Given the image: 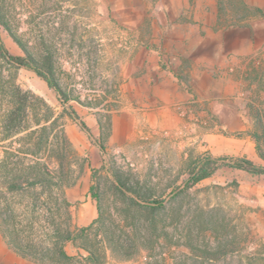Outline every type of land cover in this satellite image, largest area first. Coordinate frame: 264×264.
<instances>
[{
  "label": "rangeland",
  "instance_id": "rangeland-1",
  "mask_svg": "<svg viewBox=\"0 0 264 264\" xmlns=\"http://www.w3.org/2000/svg\"><path fill=\"white\" fill-rule=\"evenodd\" d=\"M159 1L0 0L17 39L2 28L7 49L25 56L22 45L36 60L50 59L57 81L71 99L62 103L34 71L0 57V138L2 122L14 105V90L19 88L29 95L21 136L35 132L32 149L37 154L31 157L45 162L62 187L39 189L31 195L40 198L43 225L52 229L67 222L65 207L56 202L63 191L71 204V229L78 233L83 227L75 223L74 214L85 194L96 196V224L75 243L65 245L70 256H88L84 249L88 246L108 264H146L151 259L166 264H264V176L223 165L213 177L186 188L189 165L199 157L245 158L264 166L263 55L250 78L244 76L234 105L247 109L253 97L254 113L262 118L260 126L250 113L247 129L231 128L238 121L213 106L218 96L212 95L210 117H197L193 105L192 128L187 132L144 130L130 137L113 132V116L125 106L115 62L122 54L119 45L125 42V28L135 27L129 20L137 16L121 4L141 6L152 20ZM245 14L238 0H219L222 23L235 24L236 17ZM69 108L105 145L106 155L69 116ZM256 130L260 145L251 136ZM38 138L45 142L41 150L36 146ZM247 138L252 147L245 143ZM10 142L0 139V158ZM114 171L122 174L128 186L151 201H162L164 207L136 203L117 183ZM110 239L121 245V254L115 256L108 248ZM125 254L131 256L125 258Z\"/></svg>",
  "mask_w": 264,
  "mask_h": 264
},
{
  "label": "crops",
  "instance_id": "crops-1",
  "mask_svg": "<svg viewBox=\"0 0 264 264\" xmlns=\"http://www.w3.org/2000/svg\"><path fill=\"white\" fill-rule=\"evenodd\" d=\"M244 1L264 11V0ZM159 4L152 20L141 6L121 4L137 16L129 20L135 27L125 28V42L119 45L122 54L115 62L125 106L113 116V132L128 137L144 130L187 132L192 128L193 105L197 117H210L212 95L218 96L213 106L238 121L231 128L247 129L253 97L247 109L234 105L244 76L250 78L258 57L264 56V17L226 25L219 16V0H160ZM245 143L253 146L250 138ZM97 218V202L85 194L74 214L75 223L87 227ZM0 264L35 263L11 249L0 233Z\"/></svg>",
  "mask_w": 264,
  "mask_h": 264
},
{
  "label": "trees",
  "instance_id": "trees-1",
  "mask_svg": "<svg viewBox=\"0 0 264 264\" xmlns=\"http://www.w3.org/2000/svg\"><path fill=\"white\" fill-rule=\"evenodd\" d=\"M238 1L247 14L237 16L236 22L240 23L246 19L264 17L263 10L251 9L243 0ZM2 28L6 29L17 40L11 32L3 8L0 6V57L11 64L34 71L58 95L59 100L67 104L71 99L57 81L51 60L47 59L44 62L36 60L22 45L21 48L25 52V56L11 54L1 39ZM28 99V93H23L19 88H16L14 90V105L2 122V137L0 139L1 141L11 140V142L4 147L2 158H0V233L9 247L17 254L38 264H108L105 258L102 259L88 246L84 247L88 252L86 257L78 258L67 253L65 245L69 242L75 243L81 235L85 236L86 232L91 230L96 222L88 227L79 229V232L75 233L70 226L71 215L69 207L71 204L65 192L62 191L56 202L65 207L67 222L52 229L43 225V210L38 203L40 198H32L31 195L39 189L51 190L54 187H60V190H62V187L60 183L54 181L51 177V172L45 162L40 159H32L31 157L33 154H37L32 149V140L35 132L21 136L24 132V123L29 104ZM250 110L251 114L255 116L257 126H260L262 118L257 113H254L252 105ZM68 114L88 138L98 145L101 154L103 156L106 155L105 145L97 141L91 128L80 118L78 113L73 108H69ZM251 136L260 145L261 136L258 130L253 132ZM17 143H19L20 147L15 146ZM44 144L43 138H38L36 143L38 150H41ZM223 165L251 175L264 176V166L257 165L251 160L205 156L199 157L190 163L186 188H192L203 180L213 177ZM113 175L117 183L135 197L136 203H147L154 209L164 207L162 201L156 199L151 201L147 194H141L138 189L128 186L119 171H114ZM93 197L96 198L94 195ZM107 246L115 256L121 254V245L116 240L110 239ZM123 256L128 258L131 255L125 254ZM146 264H166V262L151 259Z\"/></svg>",
  "mask_w": 264,
  "mask_h": 264
}]
</instances>
